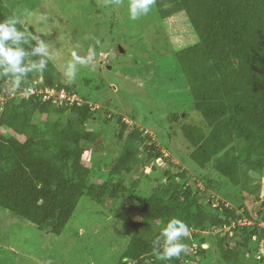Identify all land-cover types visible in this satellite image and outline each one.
<instances>
[{
	"label": "trees",
	"instance_id": "1",
	"mask_svg": "<svg viewBox=\"0 0 264 264\" xmlns=\"http://www.w3.org/2000/svg\"><path fill=\"white\" fill-rule=\"evenodd\" d=\"M154 8L163 19L184 13L197 36L195 43L177 50L175 56L202 122L182 123L180 113H171L169 134L174 127L180 129L192 160H197L192 152L211 136L217 149L229 139L236 193L219 191L213 178L200 191L196 181L189 182L185 169L173 173L167 168L160 177H150L162 151L143 127L132 119L133 123L126 122L118 112L102 118L118 123L119 150L113 154L107 149L109 154L104 152L98 160H104V165L100 163L92 176L93 166L84 155L89 149L103 154L104 140L100 131L88 125L94 118L100 120V111L108 110L94 107L72 83L62 81L49 61L42 72L28 73L16 90L9 78L0 77V207L40 230L59 234L82 196L107 205L134 230L116 264H189L198 256L205 257L207 239L215 240L221 264H262L264 0H156ZM11 15L6 2L0 0V20ZM17 27L26 31L22 25ZM25 48L30 51L28 45ZM38 59L29 55L25 62ZM61 91L67 98H59ZM76 94L81 101L69 99ZM149 161L154 162L147 171ZM139 167L144 169L130 181L129 174L137 173ZM141 177L157 180L144 196L139 189ZM211 192L225 201L219 199L215 204ZM136 196L139 206L134 218L125 206ZM172 217L189 227L190 235L182 241L187 252L158 261L153 250L159 247V230ZM192 246L194 252L189 250Z\"/></svg>",
	"mask_w": 264,
	"mask_h": 264
},
{
	"label": "rangeland",
	"instance_id": "2",
	"mask_svg": "<svg viewBox=\"0 0 264 264\" xmlns=\"http://www.w3.org/2000/svg\"><path fill=\"white\" fill-rule=\"evenodd\" d=\"M4 1L12 14H21L27 9L47 16V24L33 21L26 31L49 43L56 54L52 63L62 81L68 82L62 65L71 59L72 50L80 56H86L89 49L95 52L96 70L77 65V78L72 82L78 93L86 95L94 107L103 106L108 110L106 113L96 111L100 120L94 118L92 125H88L89 129L100 131L102 140H99H104L103 154L94 149L85 152V161L93 166L92 176L100 163L104 165V160H98L103 159L104 152L109 154L107 149L113 154L119 150L118 123L113 118L105 121L102 118L118 112L124 115L126 122L131 123L132 119L140 125L138 127H143L162 151V158L147 163V171L153 162L157 165V169L149 173L150 177H160V172L167 168L173 173L185 169L189 172V182L196 181L200 191L206 187L207 179L213 178L219 191L236 193L237 182L233 181L236 175L231 170L235 163L232 162L234 156L228 146L229 139L217 149L211 136L192 152L197 157L192 160L191 150L180 129L174 127L169 134L167 117L171 113H180L182 123L202 122L193 107L186 78L179 70L175 56L177 50L197 41L184 13L163 19L153 5L147 16L133 21L128 16V0L119 3L116 0ZM80 94L71 96V99L81 101ZM186 111L188 116H184ZM140 169L144 167L129 174L130 181L137 177ZM156 183L157 180L141 177V195H146ZM261 183V195L264 196V176ZM209 196L215 204L219 199L225 201L214 192ZM138 199L136 196L135 201L127 202L125 206L134 218ZM107 207L82 196L59 234L40 230L0 207V264H116L134 230ZM215 243V240L207 239L205 257L198 256L189 264H221L217 261ZM193 248L189 250L193 251ZM259 254L264 255V238L260 240Z\"/></svg>",
	"mask_w": 264,
	"mask_h": 264
},
{
	"label": "clouds",
	"instance_id": "3",
	"mask_svg": "<svg viewBox=\"0 0 264 264\" xmlns=\"http://www.w3.org/2000/svg\"><path fill=\"white\" fill-rule=\"evenodd\" d=\"M116 2L119 3L120 0H116ZM155 3L156 0H128L129 19L136 21L142 16H147ZM47 19L45 14L25 9L21 14H13L0 20V77L10 79L12 90L20 88L28 73L42 72L49 61L56 59V54L50 49L48 42L41 39L39 35L20 30L17 27V25H22L26 28L33 21L47 24ZM33 41L35 44L32 43ZM25 45L29 46L30 51L25 48ZM29 55L38 56L39 59L33 60L30 64L26 63L25 58ZM70 55L71 59L62 65L63 75L69 83L77 78V65L90 66V71L96 70L95 52L91 49L86 56L78 55L75 50H72ZM261 223H259L260 226ZM225 228L229 229L230 227H224V230H227ZM189 235V227L184 221L177 217L170 218L166 225L159 230L157 237L159 247L153 250L156 259L166 261L179 258L181 253L187 252V245L182 241ZM203 247L207 248V245H203Z\"/></svg>",
	"mask_w": 264,
	"mask_h": 264
},
{
	"label": "built area",
	"instance_id": "4",
	"mask_svg": "<svg viewBox=\"0 0 264 264\" xmlns=\"http://www.w3.org/2000/svg\"><path fill=\"white\" fill-rule=\"evenodd\" d=\"M51 93H54L53 90L51 91ZM63 93L65 94V92H63V91H61V93H59V95H58L59 98H64V97L67 98V95H66V94L64 95ZM54 94H55V93H54ZM69 99H70V100H75V99H71V97H69ZM238 222L241 223V224H244L245 221H238ZM246 223H250V221H248V222H246ZM232 225H234V223H233ZM225 229H227V228H225ZM192 250H194V248H193Z\"/></svg>",
	"mask_w": 264,
	"mask_h": 264
},
{
	"label": "water",
	"instance_id": "5",
	"mask_svg": "<svg viewBox=\"0 0 264 264\" xmlns=\"http://www.w3.org/2000/svg\"><path fill=\"white\" fill-rule=\"evenodd\" d=\"M120 50H122V48H120Z\"/></svg>",
	"mask_w": 264,
	"mask_h": 264
}]
</instances>
